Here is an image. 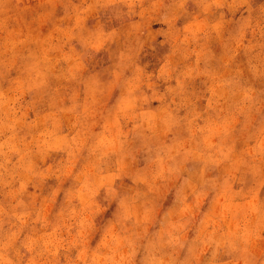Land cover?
<instances>
[{
	"label": "clouds",
	"instance_id": "9594fccd",
	"mask_svg": "<svg viewBox=\"0 0 264 264\" xmlns=\"http://www.w3.org/2000/svg\"><path fill=\"white\" fill-rule=\"evenodd\" d=\"M20 2L0 0V17H11ZM68 3L79 18L74 32L90 52L103 49L114 58L115 70L104 86L86 83L83 99L73 101L74 135L42 141L65 153L52 165L36 162L49 153L34 145L35 137L30 141L29 134H21L11 102L0 103V264H138L133 257L148 221L141 210L161 185L175 183L181 193L203 198L230 187L243 170L264 188V125L252 150L236 153L231 141L233 119H246L257 95L264 107V0L256 7V0ZM209 13H214L211 21ZM89 18L94 26L86 28ZM210 39L221 41L225 50L221 70L205 73L204 92L193 99L185 78L189 67L198 70L213 57ZM145 52L157 58L151 69L142 62ZM239 52L243 62L236 60ZM257 79V87L248 83ZM113 92L118 95L109 104L105 98ZM152 100L160 101L155 109ZM221 113L227 118L220 119ZM178 128L186 135L170 138ZM138 154L143 167L136 164ZM192 154L202 162L195 175L185 168ZM222 163L225 175H208ZM50 177L56 183L45 187ZM125 178L131 185L123 184ZM61 191L64 202L50 217ZM240 200L228 213L235 227L208 239L228 257L214 264H264V201ZM113 202L118 212L103 229L98 248L86 256L95 217ZM152 243L183 248V234L169 232ZM73 248L77 255L68 256ZM104 250L109 255L101 258Z\"/></svg>",
	"mask_w": 264,
	"mask_h": 264
},
{
	"label": "rangeland",
	"instance_id": "374dc122",
	"mask_svg": "<svg viewBox=\"0 0 264 264\" xmlns=\"http://www.w3.org/2000/svg\"><path fill=\"white\" fill-rule=\"evenodd\" d=\"M259 0L253 4L256 7ZM247 15V13H244ZM214 13H209L211 21ZM74 17L68 0H21L11 17H0V103L11 102V109L22 127L21 134H29L28 139L36 147L45 149L49 154L44 161L37 158V163L52 165L64 159L65 153L55 146H48L42 141H50L75 134V116L70 111L73 101L83 99V86L95 82L104 86L115 70V59L103 49L95 53L86 49L83 42L74 32L72 26L78 21ZM86 28L94 24L91 18L84 21ZM154 27H157L154 25ZM208 47L214 54L198 70L189 67L186 75V89L193 98L204 92L207 77L205 73H216L221 70V59L225 50L221 41L210 39ZM244 53L237 54V62H243ZM142 62L151 69L157 58L151 52L141 54ZM254 87L259 80H249ZM113 92L106 97L107 103H113ZM153 109L160 104L159 100L150 102ZM200 101H197V105ZM185 108L179 110L184 116ZM227 118L221 113L220 119ZM264 125V107L259 96L247 113V118L236 116L231 125V141L234 151H249L259 143V132ZM9 133H5L7 135ZM186 135L182 129H174L170 138L180 139ZM16 158L15 156L13 157ZM141 155H137L136 164H141ZM111 159V157H109ZM202 162L194 154L185 163L189 175L201 170ZM226 174L224 164L218 165L210 176ZM56 178L50 177L45 187L55 185ZM128 178L123 180L125 186L131 185ZM68 181H65L67 186ZM29 191L34 189L29 186ZM247 196L249 201H264V188H260L252 176L241 170L237 178L216 194L209 193L203 198L181 193L175 183L161 185L154 198L145 205L141 214L147 213V229L144 237L137 243L133 259L138 262L156 260L160 264L176 260H189L192 264H214L217 260L228 257L222 248L209 243L218 238L220 231L235 227L233 217L228 213L241 203L240 197ZM65 199V192L56 196L49 216L59 210ZM118 208L115 202L96 215L94 231L84 250L85 255L100 245L103 229L114 220ZM238 222V221H237ZM183 234L184 247L172 248L166 244L155 242L157 237L163 238L167 233ZM215 253V255H214ZM123 254V253H122ZM68 256L77 255L75 248L67 252ZM109 255L107 250L101 252V258ZM61 261L66 259L64 250L59 254ZM90 258V257H89ZM119 259L120 256H114Z\"/></svg>",
	"mask_w": 264,
	"mask_h": 264
}]
</instances>
